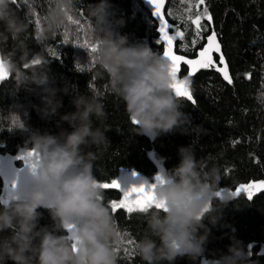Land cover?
Segmentation results:
<instances>
[{
  "label": "clouds",
  "instance_id": "1",
  "mask_svg": "<svg viewBox=\"0 0 264 264\" xmlns=\"http://www.w3.org/2000/svg\"><path fill=\"white\" fill-rule=\"evenodd\" d=\"M13 4L14 0H0V46L9 40L15 44L2 56L13 82L12 92L39 89L43 104L37 106L38 111L53 116L63 106L58 92L67 94L69 89L54 85L44 50L34 54L22 38L36 7L30 4L21 16ZM77 7V0H49L34 33L36 42L54 38L69 17L75 16ZM86 14L89 36L97 45L96 65L107 75L108 91L124 102L135 134L154 139L185 131L191 119L182 111V97L171 86L169 61L150 44L130 43L127 34L117 31L115 26L123 27L125 20L116 17L110 0L88 4ZM72 103L75 111L61 116L71 131L62 126L58 134L32 131L25 141V150L35 152L28 160L36 167L18 184L16 196L0 203V233H7L0 235V264L9 260L14 264H118L117 245L122 236L93 171L94 162L111 145L108 129L93 123V117L102 121L106 115L102 97L96 92L79 93ZM20 107L10 109L9 131L27 130ZM179 156V164L164 170L166 180L155 188L163 207L144 212L147 227L136 243V253L145 264H174L184 256L193 261L200 258L211 233L205 220L212 226L219 224L223 209L236 198L227 191L216 195L220 169L211 161L198 160L192 144L181 146ZM41 208L48 210L50 225L40 226ZM251 249L252 245L246 247L233 237L228 252L209 264H250Z\"/></svg>",
  "mask_w": 264,
  "mask_h": 264
},
{
  "label": "trees",
  "instance_id": "2",
  "mask_svg": "<svg viewBox=\"0 0 264 264\" xmlns=\"http://www.w3.org/2000/svg\"><path fill=\"white\" fill-rule=\"evenodd\" d=\"M98 2L77 0L78 7L73 18L78 19L80 25L68 22L54 38L39 43L34 33L41 26L49 0H29L27 5L24 0H16L12 5L21 16L25 15L30 4L36 7L37 11L30 16V26L22 38L34 54L44 50L54 85L59 89L68 87L69 92H58L63 106L57 114L44 116L37 107L43 104L39 89L32 92L21 89L14 95L13 82L6 80L0 87V152L17 156L25 150V141L32 131L58 134L60 126L71 131L70 125L62 121L61 116L75 111L73 96L96 92L102 97L106 115L102 121L93 117V123L108 129L106 135L111 142L94 162V175L100 183L119 179L123 171L135 172L153 180L159 168L149 156V151L154 149L160 160L165 158L162 161L164 167L171 169L180 162L179 148L189 144H192L198 160L203 158L219 167L222 179L218 190L235 191L241 183L264 179V102H261L264 98L258 99L264 92V0H205L199 11L202 12L206 6L212 20H201V39L195 45L191 43L196 38L195 26L182 19L189 5L185 0H167L168 20L174 25V30L178 28L185 32L183 40L178 38L177 50L180 44H188V57L194 58L193 50L203 47L206 37L215 29L233 83L226 82L214 69L198 73L191 79L195 103L182 98V111L189 114L191 123L184 126L183 132L177 130L154 139L135 134L124 102L108 91L107 75L97 65H92L87 49L76 45L77 39L82 42L87 38L92 42L86 6ZM110 2L116 9V17L125 20L123 27L115 26L117 31L127 34L130 43H148L154 50L163 53V45L155 42L159 37L157 23L140 0ZM196 11L193 7L192 14L195 15ZM37 19L39 26L36 25ZM65 31L69 33L68 44L63 43ZM14 47V42L9 40L0 46V53L7 55ZM50 48L58 50L60 57H51ZM177 52L185 54L184 51ZM76 62L82 64V72L76 69ZM187 72V66L183 65L181 76ZM32 87L36 88L35 85ZM16 105L22 106L19 113L27 126L26 131L7 129L10 109ZM92 150L96 151L95 148ZM17 165L22 166L23 162L17 160ZM3 189L4 182L0 177V197ZM103 198L111 208L110 201L121 199L122 193L119 189H103ZM39 211L42 213L40 226L50 225L52 221L48 210L41 208ZM112 215L122 236L121 243L117 245L118 264H145L136 253V243L145 235L146 214L127 213L120 209L112 211ZM205 223L211 228V233L202 256L195 261L187 256L178 257L174 264H202L203 258L209 261L218 258L228 252L233 237L243 241L246 247L252 245L250 264H264V254H260L264 249V192L254 194L252 199L241 192L223 209L219 224L212 226L207 219ZM7 264L14 262L9 260Z\"/></svg>",
  "mask_w": 264,
  "mask_h": 264
},
{
  "label": "snow or ice",
  "instance_id": "3",
  "mask_svg": "<svg viewBox=\"0 0 264 264\" xmlns=\"http://www.w3.org/2000/svg\"><path fill=\"white\" fill-rule=\"evenodd\" d=\"M185 2L189 6L185 9V16H183L182 19L185 21V23H190L191 25L195 26L196 38L191 41L192 45H195L198 40L201 39V20L207 19L208 21H211L212 16L206 6L203 8L202 12L199 11L200 6L205 3V0H195V3L193 0H185ZM14 3H16V0H14ZM28 3L29 0H24L25 5ZM149 3L153 8V15L156 17L159 23V37L155 42L157 45H163V56L170 63L171 74L174 81L171 86L178 97L186 98L188 101L195 103L189 87V77L199 72L201 69H214L216 72L220 73L223 79L229 84L233 83L232 77L229 73V67L223 55L221 44L219 43L215 29H213L211 34L206 37L207 43L203 47H201L198 51L193 50V55L195 58H188V44H180L178 50L184 51L185 54H177L178 50L175 48L174 42H176L178 38L183 40L185 32L176 28L174 30V34H169L170 31L173 30V25H171L169 20L165 18V14L162 11L165 6V0H149ZM193 7H195L197 10L195 15L192 14ZM170 16L171 14L169 13V17ZM69 22L80 25V21L78 19H74L72 16L69 17ZM39 24L40 21L37 19L36 25L39 26ZM63 43H69V33L67 31L63 33ZM76 45L87 49L91 58V63L93 66H95L96 62L93 54L96 52L97 45L93 42H90V40L87 38L82 42L77 39ZM48 51L51 57H60V52H58V50L55 48H50ZM213 53L219 54V64L214 59ZM35 62L39 63L38 60ZM181 63L187 65L190 68V71L183 79H178V73L181 71ZM76 68L83 71V66L80 63L76 64ZM9 76L10 73L7 70L5 61L3 60L2 56H0V81H4L5 79L9 78ZM262 87H264V84H262ZM261 98H264V92H262L260 97H258V99ZM261 102H264V99H261ZM34 155V150L20 151L19 155H17L14 159L23 161V168L21 169H16L12 166V164H9L8 171L5 172L2 165H0V172H4L10 190L8 198L0 197V203H8L14 196H16L20 172H28L31 170L34 173L36 165L30 164L28 160L29 157ZM133 175H137V173L133 172ZM165 180L166 178L163 174V169H161L160 174L155 176L154 181L143 179L138 183H133L131 187L124 188L122 187L120 180L113 179L111 182L100 183V187L103 189H119L123 194L122 199L118 201H110V206L113 212H116L120 209L125 210L127 213L146 212L153 207H163V204L157 201L155 197V188L157 184L163 183ZM241 192H245L248 199H252L254 194L258 192H264V179L259 180L258 182L254 180L251 182L241 183L239 187H237L235 191L232 192V194L234 196H239ZM216 195L221 196L222 192H217ZM69 230H72L71 226H69ZM128 243L131 244L132 241L129 240ZM117 251H119V249H117ZM260 254H264V249H262Z\"/></svg>",
  "mask_w": 264,
  "mask_h": 264
},
{
  "label": "water",
  "instance_id": "4",
  "mask_svg": "<svg viewBox=\"0 0 264 264\" xmlns=\"http://www.w3.org/2000/svg\"><path fill=\"white\" fill-rule=\"evenodd\" d=\"M141 2H142V4L144 5V7L151 13V15H152V17H153V19L156 21V23H157V32H158V27H159V23H158V21H157V19H156V17L153 15V8H152V6H151V4L149 3V0H140ZM166 7H167V0H165V6H164V8H163V12H164V14H165V18L166 19H168L167 18V15H166ZM169 23L171 24V25H173L170 21H169ZM159 34V33H158ZM169 34H174V25H173V30L172 31H170V33ZM211 34V33H210ZM209 34V35H210ZM218 36V35H217ZM218 39H219V37H218ZM177 42H178V39H177V41L176 42H174V44H175V48L177 49ZM206 43H207V40H206ZM205 43V44H206ZM219 43L221 44V42H220V40H219ZM221 49H222V52H223V46H222V44H221ZM163 54V53H162ZM177 54H180V53H178L177 52ZM223 55H224V52H223ZM0 56H2V54L0 53ZM213 57H214V59L216 60V62L219 64V54H217V53H213ZM218 57V60L216 59ZM224 57H225V55H224ZM188 58H190V57H188ZM195 58V57H194ZM225 59H226V57H225ZM227 61V60H226ZM228 64V63H227ZM183 63H181V71H182V67H183ZM185 66H187V65H185ZM228 67H229V65H228ZM187 68H188V72L190 71V68L187 66ZM208 70H210V69H201L199 72H197V73H195L194 75H192V76H190L189 77V87H190V90H191V92H192V88H191V79L193 78V77H195L198 73H200L201 71H208ZM181 71H180V73H178V79H183L185 76H187V74H188V72H187V74L185 75V76H181ZM229 73H230V68H229ZM220 74V73H219ZM221 75V74H220ZM230 75H231V73H230ZM222 76V75H221ZM232 77V76H231ZM223 78V77H222ZM6 80H9L8 78L7 79H5L3 82H0V87H1V85L6 81ZM233 80V79H232ZM227 82V81H226ZM192 96H193V93H192ZM183 98V97H182ZM184 99H186V98H184ZM187 100V99H186ZM193 100H194V97H193ZM195 101V100H194ZM191 102V101H190ZM16 157V155H13V154H3V153H1L0 152V165H2V167L4 168V170H5V172H7L8 171V165L9 164H12V166L14 167V168H16V169H21V168H23V165L22 166H18L17 165V160L16 159H14ZM23 162V161H22ZM0 177L2 178V180H3V182H4V189H3V192H2V196L1 197H4V198H8L9 197V186H8V181L6 180V178H5V174H4V172H0ZM28 179V173L25 171V172H20V174H19V180H18V184H22V183H24L26 180Z\"/></svg>",
  "mask_w": 264,
  "mask_h": 264
},
{
  "label": "rangeland",
  "instance_id": "5",
  "mask_svg": "<svg viewBox=\"0 0 264 264\" xmlns=\"http://www.w3.org/2000/svg\"><path fill=\"white\" fill-rule=\"evenodd\" d=\"M19 155V154H18ZM149 156L151 157V159L158 165V172L157 174H160L161 172V169L166 170V168L164 167L162 161L159 159V157L157 156L156 152L154 149H151L149 151ZM156 174V175H157ZM155 175V176H156ZM155 178V177H154ZM154 178L153 180L152 179H149L148 177L144 176V175H140V174H137V175H133V172H130V171H123L119 177L118 180H120L121 182V185L122 187L124 188H128V187H131V185L133 183H138L140 182L141 180L143 179H146V180H149V181H154ZM221 191L222 193L227 191L229 193H232L233 191L232 190H228V189H221L219 190ZM245 193V192H244ZM122 198H123V194H122ZM121 198V199H122ZM120 200V199H119ZM118 201V200H117ZM202 264H209V260L206 259V258H203V261H202Z\"/></svg>",
  "mask_w": 264,
  "mask_h": 264
}]
</instances>
